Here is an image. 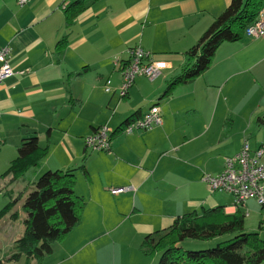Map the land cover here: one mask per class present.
I'll return each instance as SVG.
<instances>
[{"label": "crops", "instance_id": "crops-1", "mask_svg": "<svg viewBox=\"0 0 264 264\" xmlns=\"http://www.w3.org/2000/svg\"><path fill=\"white\" fill-rule=\"evenodd\" d=\"M19 1L0 0V47L8 49L13 71L0 84V123L8 116L27 129L20 140L34 135L40 146L49 143L43 164L27 172L31 178L45 169L85 170L75 172L74 191L85 201L81 222L53 244L48 264H152L140 251L146 235L188 212L220 206L233 214L253 201L237 207L231 195L211 193L202 181L220 173L247 138L223 132L235 119H218L214 106L204 112L201 103L210 92L218 99L227 87L245 86L246 75L264 63V50L250 65L246 49L253 54L261 47L224 43L206 72L158 99L184 64V52L230 0H98L69 29L63 8L74 0ZM63 38L66 47L57 54ZM257 41L250 46L264 44V37ZM135 46L168 67L153 82L135 78L120 98L114 63L127 61ZM152 106L160 111L159 126L122 131L128 118ZM103 125L110 130L109 150L86 148L84 138ZM121 187L131 189L110 193Z\"/></svg>", "mask_w": 264, "mask_h": 264}, {"label": "trees", "instance_id": "trees-1", "mask_svg": "<svg viewBox=\"0 0 264 264\" xmlns=\"http://www.w3.org/2000/svg\"><path fill=\"white\" fill-rule=\"evenodd\" d=\"M96 1L74 0L66 5L63 8L64 28L69 29L76 17ZM263 2L230 0L199 39L184 52V64L179 73L166 83L158 99H167L177 87L195 81L206 72L220 45L240 41L246 27L261 12ZM65 47L66 39L63 38L56 44L55 52L60 54ZM138 117L136 112L123 125ZM48 152L49 143L40 146L34 135L21 139L17 156L10 161L2 177L10 175V182L16 181L30 169L38 167ZM77 170L85 173L83 165L65 171L40 173L30 190L24 189L0 211L1 219L27 191L22 204L25 214L23 232L13 241L6 261L17 262L24 256L25 264H29V260H34L33 264H41L52 253L53 244L64 240L80 224L85 201L74 191ZM10 217L16 219L17 213L13 212ZM185 240L218 241L211 248L189 250L181 245ZM140 251L147 258L158 255L157 264H264V240L257 233L244 231L241 210L226 214L220 206L176 217L168 227L146 235L140 243Z\"/></svg>", "mask_w": 264, "mask_h": 264}, {"label": "rangeland", "instance_id": "rangeland-1", "mask_svg": "<svg viewBox=\"0 0 264 264\" xmlns=\"http://www.w3.org/2000/svg\"><path fill=\"white\" fill-rule=\"evenodd\" d=\"M12 5H14V8H19L15 1ZM263 9L264 2L262 4V10ZM0 11H2L1 6ZM258 39H253L244 35L242 40L238 42V44L246 47H261L260 50H255L256 53L253 54H250V49H246V61H248L250 65L254 63L251 58H253L255 55L259 56L260 51L264 50V44L250 46L253 43H257ZM247 58H250V60ZM244 84L246 85L242 86L241 88H235L231 91H228L227 87L225 89L226 91H223L218 99L215 98L214 93L210 92V94L205 95L204 98L206 101L201 103V106L204 112H211L214 106L216 109L215 114L218 119H221L223 115H227L225 118H229V120L235 119L234 127L231 128L226 124L225 126L227 129H221L223 132L236 133L240 131L243 139L247 138L250 147L254 148L259 146L264 148V63L258 65L255 72L253 71L252 74L246 75ZM196 104H199L198 101ZM259 120H263V122L261 123ZM228 127L230 129H228ZM26 133L27 129L22 127L15 119H11L8 116L6 119H1L0 211L6 205L12 203L17 198V196H19V193L24 189L30 190L32 188V183L39 177L35 176L36 178L34 177V180V178H31L30 173H25L22 177L13 182H10V175L2 177L3 172L6 171L10 161L17 156V146L19 145L20 138L25 136ZM45 171L47 170H42L41 174ZM26 194L27 191L17 202L14 203L10 211H8L0 219L1 264H25L24 256H22L17 262L6 261L5 257L11 251L13 241L23 232V220L25 218V214L22 210V204ZM13 212L17 213L16 219H12L10 217ZM241 212L244 214V231L246 233H257L259 234L260 238L264 240V210L260 209V206L254 201H248L241 208ZM216 241L218 240H212L210 242L185 240L183 243H181V245L183 248L189 250H200L214 247L216 245ZM158 257L159 256L156 255L153 258L152 264H157ZM99 261L102 262V264H112V262L105 261V259ZM48 262L49 257H46L44 259V263L48 264ZM28 263L33 264L35 261L29 260Z\"/></svg>", "mask_w": 264, "mask_h": 264}, {"label": "built area", "instance_id": "built-area-1", "mask_svg": "<svg viewBox=\"0 0 264 264\" xmlns=\"http://www.w3.org/2000/svg\"><path fill=\"white\" fill-rule=\"evenodd\" d=\"M20 0L19 4H23ZM244 35L253 39L264 37V12H260L254 22L249 24ZM128 60L116 61L115 69L118 71L121 82L118 96L124 98L133 85L135 78L142 76L153 82L161 72L168 67L165 61L156 60L141 47L135 46L128 49ZM13 75L9 64V52L6 47H0V84ZM105 91L110 92V81L104 85ZM161 124L160 111L157 106L150 107L138 118H134L123 126L125 134L136 131H148ZM110 130L106 125L84 138V145L92 151H108L110 146ZM264 148L252 149L244 140L240 150L233 156L224 160L223 170L216 175L204 174L202 181L207 184L208 190L223 192L232 196L233 204L243 206L248 200H253L264 210V162L262 160ZM131 188L121 187L110 190L112 195L124 193Z\"/></svg>", "mask_w": 264, "mask_h": 264}]
</instances>
